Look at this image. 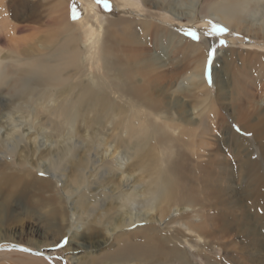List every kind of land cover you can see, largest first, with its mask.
<instances>
[{"label":"bare ground","instance_id":"1","mask_svg":"<svg viewBox=\"0 0 264 264\" xmlns=\"http://www.w3.org/2000/svg\"><path fill=\"white\" fill-rule=\"evenodd\" d=\"M79 1L85 6L77 27L67 20L70 1L59 0L57 34L46 36V46L33 48L11 36L5 41L2 34L10 24L0 0V216L12 205L35 207L46 216L48 229L69 237L66 252L82 253L78 259L71 256L75 264H192L186 244L198 247L206 264H222L204 252L215 232L224 230L217 224L222 212L209 213L200 200L215 173L211 163L196 161L210 130L206 50L201 48L195 66L171 90L187 106L177 120L166 116L169 110H159L154 90L145 87L158 67H151L150 58L141 60L145 53L132 32L138 26L156 36L181 16L188 17L187 26L209 19L264 40V0H111L127 19H112L108 28L95 0ZM124 24L131 26V43L124 40L130 67L109 59ZM245 44L264 50L260 43ZM188 47L197 53V45ZM94 61H103L101 75L90 72ZM239 113L242 131L252 134L264 127L244 125L246 111L239 108ZM252 136L262 139L259 133ZM188 160L195 164L188 167ZM73 221L84 226L82 232L72 230ZM4 242L12 243L0 236L1 248L16 245ZM229 261L244 264L234 256Z\"/></svg>","mask_w":264,"mask_h":264},{"label":"rangeland","instance_id":"2","mask_svg":"<svg viewBox=\"0 0 264 264\" xmlns=\"http://www.w3.org/2000/svg\"><path fill=\"white\" fill-rule=\"evenodd\" d=\"M58 1L5 0L4 15L10 24L8 30L12 32L10 35L7 34L8 30L3 32L2 35L5 41H8V37L11 36L19 39L24 46L37 48L39 43L46 46V36L53 34V32L57 34L58 27L55 22H58L56 20L58 14H56L54 5ZM69 1L71 10L75 6L77 12L81 15L85 6L84 2L79 0ZM109 2L111 4L110 10H105L97 5L98 15H102V20L107 21L103 23L104 28H108L106 27L109 24L108 21L112 19L121 22L127 19L122 17L123 15L117 14L111 0ZM173 18L176 19L175 24L171 23L173 28L165 25L163 28L165 30H163L160 27L158 30L163 33L161 31H159L162 33L161 35H159V32L156 33L159 36H151L153 30L143 33L141 27L138 28V26L132 34H135V37L138 38L137 42L140 41V46L143 47L145 54L141 60L150 58L154 61V65L151 67H158L152 73V81L147 83L145 87L154 90L153 96L160 101L159 110L161 112L169 110L166 116L177 118V120L187 110V106L184 105L185 102L181 101L179 93H172L171 90L181 81L184 72H187L185 70L192 69L195 66V60L199 58L197 55L201 54V48L204 51L206 50L204 79L208 84L207 87H209L205 93L211 100L207 111L210 116V122L208 123L210 130L204 138L206 150L199 151L200 158L195 160L207 161L213 166L212 171L214 170L215 176L207 183V192L200 195V200L205 207L207 206L209 213L214 214L217 210L222 212L221 223L218 222L217 224H222L224 230L215 232V237L213 236L210 239L212 244L210 249L204 252L211 261H222V264H235L229 261L231 256L239 261L244 259V264H262L264 262V127L260 126L261 129L255 127L252 130V134L259 133L261 135L262 139L258 142L252 134L242 131V123L236 121L240 115L239 108H244L246 111L244 125L247 124L253 127L264 123V50L260 46L256 49H249L243 45L245 42H256L264 45V40L260 37L253 38L246 31L240 34L229 29L226 35L217 36L213 34L205 36V32L210 30L209 19L187 26L188 17ZM93 19L94 17H91V21ZM67 20L77 27L78 23H75V20L72 19V13L70 17H67ZM129 27L131 26L124 24L121 28H117L119 31L123 30L120 33L118 32L120 39L116 43L119 46H112L111 49L112 55L109 59H112V63H115L118 67H130L132 64L128 49H126L129 47L124 44V40L130 42L128 39V36H130ZM110 29L114 30L112 27ZM190 29L197 32V40L185 35ZM167 30H171L169 32H172V35L168 34ZM175 33L178 34L173 35ZM100 36L102 38L103 33ZM221 39L226 41L224 46L220 45ZM232 40L235 42L233 45ZM186 41H188V46L193 44L200 48H197L196 54L190 52L188 46L186 47ZM82 42L84 43V41ZM213 48H215V53L211 63H209L208 52ZM186 55L189 60L185 58ZM98 56H100V53H98ZM94 62L95 64L90 72L96 74L103 61ZM98 71L101 75V69ZM249 94L252 98L248 96ZM191 100L189 105L194 103L193 99ZM73 140L76 143L78 142V139L73 138ZM98 158L99 156L96 157V159ZM195 160L194 162L185 161L184 164H187L188 167L193 166ZM249 171H252L251 173L256 179H253ZM216 175L220 177V180ZM216 186L220 188L218 193L213 191ZM175 209L173 208L171 215L178 213ZM37 212V209L30 207L29 204H24L21 208L10 206L0 216V236L4 240L12 241V243L4 242L2 245L6 246V243H10L26 247L32 251L44 252L48 255V259L30 256L17 250L0 249V264H75L73 260L71 261V256L75 254L74 258L78 259L82 256V253L71 254L66 252L69 247V237L66 235L63 237V234L54 228L48 229L45 222L46 216ZM74 223L77 225L72 230L78 233L82 232L84 226ZM220 237L221 239H218ZM65 238H67V243L58 246ZM88 240L90 241V238ZM198 242L200 243L199 240ZM191 245L193 244H186L185 248L192 264H206L205 258L198 254V247ZM71 246L74 247L73 244ZM50 259H53L54 262Z\"/></svg>","mask_w":264,"mask_h":264},{"label":"snow or ice","instance_id":"3","mask_svg":"<svg viewBox=\"0 0 264 264\" xmlns=\"http://www.w3.org/2000/svg\"><path fill=\"white\" fill-rule=\"evenodd\" d=\"M96 4L100 7H102L105 10L111 9V4L109 0H95ZM79 18V13L77 12L75 6L72 8V19L76 20ZM210 30L205 32V36H211L213 34H216L217 36L220 35H226L228 32V29L222 25L213 23L212 21H209ZM186 36H189L193 40L198 39L197 32L194 29H190L185 33ZM226 44V41L221 39L220 45L224 46ZM215 48H213L211 51L208 52V62L211 63V60L214 56ZM67 243V238L63 242H61L58 246H63V244ZM21 251H29V249H20Z\"/></svg>","mask_w":264,"mask_h":264},{"label":"water","instance_id":"4","mask_svg":"<svg viewBox=\"0 0 264 264\" xmlns=\"http://www.w3.org/2000/svg\"><path fill=\"white\" fill-rule=\"evenodd\" d=\"M26 249V248H24V247H22V246H17V245H11V246H8V247H3V248H1L0 247V249H6V250H17V251H19V252H25V253H28V254H31V255H37V256H39V254L38 253H36V252H32V251H21L20 249ZM42 257H44L45 259H48V255H41Z\"/></svg>","mask_w":264,"mask_h":264}]
</instances>
